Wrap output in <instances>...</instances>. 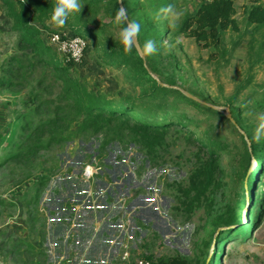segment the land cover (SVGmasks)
I'll list each match as a JSON object with an SVG mask.
<instances>
[{"label": "trees", "instance_id": "trees-1", "mask_svg": "<svg viewBox=\"0 0 264 264\" xmlns=\"http://www.w3.org/2000/svg\"><path fill=\"white\" fill-rule=\"evenodd\" d=\"M237 1L201 0L195 8L185 12L181 20L173 22L162 12L157 18V13L169 5L172 9L177 7L180 0H121V4L120 0H80L79 12L71 13L63 26H53L50 15L58 0H0V11L8 20L10 33H15L13 53L1 64L0 89L16 93L28 89L22 100L24 110L15 116L22 121L20 129L16 136L10 133V152L0 169L11 166L21 178L30 179L32 165L49 162L47 153L53 154L55 149H63L68 143H85L91 139L98 140V153L102 155L98 161L102 166V160L107 157L106 148L114 145L122 150L133 145L152 165L158 166L161 152L169 145L168 138L178 133L188 143H195L197 152L187 185L172 184L176 192L172 215L185 222L198 210H203L212 231L207 234L198 254H175L150 261L154 264H214L219 253L208 251L211 243L216 250L229 239L238 241L263 220L264 192L260 202L251 193L264 185V133L260 131L259 139L248 136L250 147L245 143L243 172L252 159L255 165L246 175L243 191L238 194L244 199V211L239 213L238 204H221L218 193L224 188L219 154L226 150L222 123L226 122L234 130L237 128L235 132L245 127L242 121L246 105L238 99L240 88L226 100L232 121L214 108L212 100L200 98L198 92L180 85L187 82V77L177 41L180 37H188L202 48L219 51L226 33L240 30L236 18ZM242 1L243 23L245 28L252 29V43L256 32L264 30V0ZM121 7L129 20L140 24L137 34L140 48L151 39L157 49L155 53L142 58L135 47L124 52L113 30L124 26L113 23L115 12ZM54 34L62 39L83 38L87 44L85 64L94 61L99 68L112 67L125 73L138 85L137 97L110 96L93 79L96 77L88 74L89 69L83 67L84 59L75 62L71 58L67 60L65 53L56 52L55 45L50 43ZM225 54V51L221 53ZM240 87L246 86L241 84ZM184 91L203 103L188 97ZM190 104L204 117L194 118L185 111L184 105ZM253 105L264 110V92L261 98L253 97ZM214 119L221 122L214 124L211 122ZM193 126L201 131L198 133ZM84 157L82 163L86 158L91 160L93 155L85 154ZM47 177L40 176L36 181L37 193L32 192L34 200L38 199L46 184L44 180L48 182L50 175ZM210 235L213 236L210 238ZM27 245L23 248L34 259L36 248L31 242ZM16 254L21 256L24 252L18 249Z\"/></svg>", "mask_w": 264, "mask_h": 264}, {"label": "rangeland", "instance_id": "rangeland-1", "mask_svg": "<svg viewBox=\"0 0 264 264\" xmlns=\"http://www.w3.org/2000/svg\"><path fill=\"white\" fill-rule=\"evenodd\" d=\"M200 1L180 0L177 7L173 8L174 15L169 14L170 21L181 20L184 13L195 8ZM243 4L242 0L237 1L236 18L240 22V30L228 31L224 38L223 47L219 51L202 48L193 39L188 37H180L177 41L179 43L178 53L184 63V72L187 77V82L180 85L185 87L186 90L196 91L199 93L200 96H198L200 98L206 97L212 100L215 104L214 107L228 108L226 100L240 88L238 99L242 104L246 105V109H244L245 116L242 121L245 127L240 132H235L237 128L234 130L226 122L222 123L223 144L226 150L219 154L221 156L224 188L218 193L221 204H225L226 202L238 204L241 207L239 213L244 211V199L240 198L238 194L245 187L246 175L250 171V165H252L253 161L252 159L247 169L243 172L245 143L247 147H250L248 136L253 135L256 138L257 129L261 124L262 118H264V110L256 109L253 105V97L261 98L264 92V30L256 32L254 35L255 40L251 43L252 34L250 32L252 29L250 27L245 28L246 26L243 23ZM120 29L119 26L113 29L116 37H119L118 33ZM245 30L247 31L245 32ZM14 41L15 33H10L8 20L3 14H0V62L13 53ZM50 43L52 44V40ZM53 48L56 52L62 54V51L56 45ZM224 51L226 54L222 56L221 53ZM65 54L67 60H69L71 58L70 54ZM83 59V67L86 70L89 69L87 70L88 74L92 78L96 77L93 79L98 81L99 85H101L100 88L105 89L110 96L116 98L128 97L130 99L137 97L140 91L138 85L130 81V78L125 73L112 67L99 68L95 65L94 61L85 64L86 58L84 56ZM152 75V77L158 79L157 76ZM241 84L246 87H240ZM27 94L28 89H24L18 93L0 89V116L4 117L3 120L0 118V131L2 133L7 132L3 128L8 126V123L20 111L24 110L22 100L25 99ZM184 106L185 111L192 117H204L196 111L193 105ZM223 111L225 115L226 111ZM228 111L230 114L229 108ZM21 122L20 120H15L10 126L9 131L11 129L14 136L18 134ZM211 122L215 124L220 123L221 120L214 119ZM192 129L197 130L198 133L201 131V129L195 126ZM260 131L264 133V129H260ZM11 132H9V136ZM242 133L245 136H242ZM168 139L169 145L161 152L158 166L152 165L149 159L133 145H129L127 150H122L118 145L107 147V151L104 152L107 157L104 161L102 160L104 164L101 167L102 174L92 184L84 182L81 179L80 173L87 163L93 162L100 165V161L98 160H100L102 155L98 153L99 143L96 139L86 140L85 143H68L63 149H55L57 151H53V154L47 153L46 156L50 159L49 162L40 166H37L36 163V165H32L29 170L32 177L30 179L26 178L27 180L24 177L21 178L19 172L11 168V166L10 168L7 167V169L1 170L0 183L2 186L6 183V187H3L0 192L4 196H9L6 194L10 192V188L13 189V192H18L24 185L27 186L22 195L25 196L23 200L25 213L29 220L32 221H29L33 227L29 229L30 239L40 245L36 246L31 243L36 247V263L56 264V260L60 258V256L58 257L60 253H64V256H61L62 264H68L70 261L71 264L76 262L73 260V253H70V250L71 252L75 250V244L71 240H67V235L71 239L76 235H73L72 231L70 234L66 233L76 215V211L72 209V206L79 203L76 198L83 196V191L87 189L86 187L90 188L93 185L89 189L90 191H88L92 194L88 200L91 204L95 202L93 191L98 192L99 188L105 183V180L111 182L108 188L115 189L112 176L127 180L130 182V185H132L131 182L133 180H138L139 183H137L136 187L131 188L129 186L130 191L128 195L121 198L125 199L126 207L138 195L149 196L152 203L156 204L158 210L161 211V215L166 216L169 220L170 227L169 230L167 229L169 233H160L155 228L153 215H150L147 226L142 225V232H137L134 235L136 239L132 238L128 246H117L115 251L110 252L109 258L105 257L106 259L111 261L112 264H135L138 261H152L162 256L175 254L193 256L195 252L198 254L199 249L203 247L204 240L207 239V234L212 231L208 216L203 210H198L190 220L183 222L182 219H176L172 215V207L176 205L174 199L176 192L172 184L179 183L184 187L187 185L190 168L194 160L193 156L197 152V145L195 143H188L178 133L171 135ZM85 154L93 155V157L91 160L86 158V162L82 163L85 160ZM41 160H43V157ZM43 175H46V177L50 175L49 180L48 182L47 179L44 180L46 184L41 189L38 199L34 200L32 192L34 195L37 193L38 183L36 181ZM106 177L108 179H105ZM124 186L127 185L124 184ZM258 187L259 190L256 192L253 190L251 195L254 199L256 198V201L260 202L262 192H264V185L261 184ZM47 196L49 197V201L53 199V202H46L51 203V205L54 201L57 202L56 199L58 197V199H64L65 201L58 203L59 206L61 205L58 209L50 210L51 208L45 206L44 212L40 205L44 199L46 200ZM16 198H12V200L15 201L16 199L19 202L21 197L20 195H16ZM154 199H157L156 202L153 201ZM102 200L100 197L97 201L101 203ZM108 207V204H105L104 208H101L100 211L103 213L109 212L110 209ZM18 208L15 205L2 212L14 215L18 211ZM115 210L117 211V209ZM127 210H122L125 212L122 213L125 217L129 213V210ZM136 210H138V207ZM58 212L60 213L58 214ZM54 214L59 217L57 219V216H55L54 222L57 221L58 223L53 224V218H49L48 216H53ZM78 214V216L81 215L80 212ZM0 221L2 222L1 217ZM143 231L144 234L141 237ZM127 234L132 236L130 230ZM212 236L210 235V238ZM252 237L254 240L248 242ZM210 238H208V241ZM233 239H229L230 241L228 240L222 246H217L216 250L212 249L213 245L212 243L210 244L208 251L210 250V253L213 254L214 252L219 253L214 264H264V217L259 226H255L238 241ZM52 240L57 248L48 250V248L52 247L50 246ZM65 243L70 246H65ZM92 252L90 254L87 253L86 256L93 261L96 256L93 254L96 252L94 250ZM69 256L71 257L69 258ZM80 262L78 261V264ZM0 264H19V262L16 257L13 259L0 248Z\"/></svg>", "mask_w": 264, "mask_h": 264}, {"label": "crops", "instance_id": "crops-1", "mask_svg": "<svg viewBox=\"0 0 264 264\" xmlns=\"http://www.w3.org/2000/svg\"><path fill=\"white\" fill-rule=\"evenodd\" d=\"M0 14L3 13L1 12ZM4 60L5 59L0 62V71L1 64H3ZM0 118L1 120L4 119L3 116H0ZM15 120L16 119L14 117L13 120L8 123L9 125L3 128L6 129L7 132L2 133L0 131V165L4 162L10 152L9 143L11 140L8 137L11 129L9 131V128ZM5 137H7L8 139H5ZM1 170L2 169H0V171ZM112 178L115 189L108 188L111 182L105 180V183H103V186L99 188L98 192L93 191V196L95 194V202L91 204L90 202H88V200L92 196V194L88 191H90L89 189L93 185L90 188L86 187L87 189H84L83 196L80 198H76L79 203H76L74 206H72V209L76 211V215L72 220V224L66 231L67 234H70L72 231L73 235H76L74 237L75 239H71V237L67 235V240H71L72 243L75 244V250H73L72 252L70 250V253H73L74 256L73 260L76 261L72 264H78V261L80 262L81 259L83 260L80 262V264H112L111 261H109L105 257L107 256V258H109L110 252L115 251L117 246H128L132 238L136 239V236L134 237V235H136L137 232H142V227L144 225L147 226V221L150 215H153L154 217L153 219L157 231H159L160 233H169V220L166 218V216L161 215V211L158 210L156 204L152 203V200L149 196L138 195L129 202V205H127V207L125 199H121L128 195L130 191L129 186H131V188L136 187L137 183H139L138 180H133L131 182L132 185H130V182L127 180L118 179L115 178V176H112ZM105 179L108 178L106 177ZM124 184H126L127 186H124ZM3 187H6V183L3 186L0 183V191ZM24 189H27V187H23L22 189L18 190V192H13V189L10 188V192L6 194L9 196H4L3 193L0 192V217L2 218V222L0 221V248H2V251L5 254L7 253V255L12 257L13 259L14 257H16L19 264H30L31 262L35 261L36 257L32 259L30 256H28L23 246H28L27 244L29 242L35 244L36 246L40 245L36 244L32 239H30L29 229H32L33 227L30 224L29 221L31 220H29L24 209L23 200L25 196L22 195ZM16 195H20L21 197L19 202L18 200H16ZM100 197L103 199L101 203L97 201L100 199ZM12 198H16L15 201H13ZM58 198L56 199L57 202L54 201V203L51 205V203L46 202H53V199L49 201V197L47 196L46 200L44 199L42 201L40 207L43 211L45 206L51 208L50 210L58 209L61 207V205L59 206L58 203L65 201L64 199L60 200ZM156 200L157 199H154L153 201L156 202ZM105 204H108V208L110 209V211L103 213L100 211V209L104 208ZM15 205L19 208L14 215L8 213L5 214L4 212H2L5 209H9L11 208V206ZM137 207L138 210H136ZM115 209H117V211ZM124 209L129 210H127L129 213L126 217L122 215V213L124 212L122 210ZM79 212L81 213L80 216L82 218L78 216ZM59 213L60 212H58V214ZM55 216L57 215L54 214L53 216H48L49 218H53V224L58 223L57 221L54 222V219H58L59 216H57L56 218ZM129 230L132 236L127 234L129 233ZM143 234L144 231L141 234V237ZM251 240L253 241L254 238H250L248 242H250ZM133 242H135V240H133ZM64 245L70 246L67 243H65ZM50 246L52 247L48 248V250L57 248L53 240L51 241ZM18 249L21 250V252H24V254H21V256L17 255L16 252ZM92 250L96 252L95 254H93L96 255L93 260L94 262L86 256L87 253L90 254ZM62 255L64 256V253L58 254V257L60 256V258L56 260V264H62ZM70 257L71 256H69V258ZM68 264H71V261L68 262Z\"/></svg>", "mask_w": 264, "mask_h": 264}, {"label": "clouds", "instance_id": "clouds-1", "mask_svg": "<svg viewBox=\"0 0 264 264\" xmlns=\"http://www.w3.org/2000/svg\"><path fill=\"white\" fill-rule=\"evenodd\" d=\"M81 9L80 0H58V2L53 7V10L50 15V23L53 26H63L65 21L69 18L70 14L73 12H79ZM164 13L166 16L169 14L174 15L172 6L169 5L166 8H162L157 13V18H159L160 13ZM127 21V22H126ZM113 23L115 25L124 26L119 30L118 36L120 43L123 45V50L125 53H128L132 50L135 45L133 44V38L137 36L140 31V24L135 20H129L125 15L124 8H118L113 17ZM58 37L53 36V40H56ZM157 51L154 42L149 39L147 40L143 47L138 49V54L144 56L153 54ZM260 129H264V118H262L261 124L257 129L256 139L260 138ZM88 169H86V172ZM250 172V171H249Z\"/></svg>", "mask_w": 264, "mask_h": 264}, {"label": "built area", "instance_id": "built-area-1", "mask_svg": "<svg viewBox=\"0 0 264 264\" xmlns=\"http://www.w3.org/2000/svg\"><path fill=\"white\" fill-rule=\"evenodd\" d=\"M53 36H57L56 40H53ZM51 37L52 43L56 45L62 53H69L71 59L75 62H80L84 56V50L86 47V41L81 37H71L67 39H62L59 34H54ZM101 164L98 165L97 163H87L81 170L80 176L84 182L89 184L94 183L95 179L98 178L102 174ZM86 169L88 171L86 172ZM90 193V192H89ZM90 195V194H89ZM127 256V255H126ZM135 264H154L150 261H138Z\"/></svg>", "mask_w": 264, "mask_h": 264}, {"label": "water", "instance_id": "water-1", "mask_svg": "<svg viewBox=\"0 0 264 264\" xmlns=\"http://www.w3.org/2000/svg\"><path fill=\"white\" fill-rule=\"evenodd\" d=\"M120 4H121V0H120ZM122 8H123V7H122ZM133 44L135 45V49H136L137 52H138V49H140V46H139V43H138V40H137V36L133 38ZM139 55L143 58V55H142V54H139ZM152 76H153V75H152ZM153 78H154V77H153ZM155 79H156V78H155ZM184 93H185L188 97H190V98H192V99H195V100H197V101L203 103L202 101H200L199 99H197V98H195L194 96L190 95L189 93H187V92H185V91H184ZM214 108L217 109V110H219V111H221V112H223V113H224L223 110H225V111H226V112H225V115H226L229 119L232 120L231 115L229 114L228 108H226V107H214ZM232 121H233V120H232ZM254 165H255V160L253 159V161H252V169H253ZM252 169H251V170H252ZM223 229H224V228H223Z\"/></svg>", "mask_w": 264, "mask_h": 264}]
</instances>
